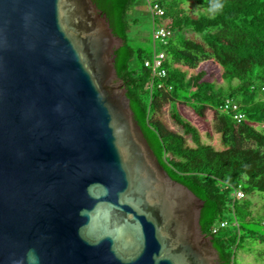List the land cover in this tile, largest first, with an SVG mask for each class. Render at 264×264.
I'll list each match as a JSON object with an SVG mask.
<instances>
[{
  "label": "water",
  "instance_id": "95a60500",
  "mask_svg": "<svg viewBox=\"0 0 264 264\" xmlns=\"http://www.w3.org/2000/svg\"><path fill=\"white\" fill-rule=\"evenodd\" d=\"M93 0H0V264H219Z\"/></svg>",
  "mask_w": 264,
  "mask_h": 264
},
{
  "label": "trees",
  "instance_id": "16d2710c",
  "mask_svg": "<svg viewBox=\"0 0 264 264\" xmlns=\"http://www.w3.org/2000/svg\"><path fill=\"white\" fill-rule=\"evenodd\" d=\"M93 1L124 40L115 68L144 136L170 177L204 200L200 226L213 237L219 264H235L238 218L251 220V196L264 193V0H193L197 14L184 7L189 0H159L173 31L162 46L161 78L144 66L152 54L138 50L142 66L131 64L129 12L138 0ZM226 99L238 104L241 120L220 109ZM238 186L241 199L233 195ZM230 212L234 221L212 233ZM230 225L238 231L228 234Z\"/></svg>",
  "mask_w": 264,
  "mask_h": 264
},
{
  "label": "rangeland",
  "instance_id": "374dc122",
  "mask_svg": "<svg viewBox=\"0 0 264 264\" xmlns=\"http://www.w3.org/2000/svg\"><path fill=\"white\" fill-rule=\"evenodd\" d=\"M184 7H186L189 12L193 14H197L200 10L199 5L193 0L187 1ZM129 16L134 20V24L131 25V28L127 33V41L128 44L133 47L136 54L135 58L131 61V64L140 67L142 66V61L137 57L139 51L142 56H145L146 54H152L154 52V48L157 51L164 50V48L160 43L154 45L152 38L153 19L147 7L146 0H138L137 5L130 10ZM187 35L189 36L192 34L188 33ZM251 199L254 215L253 218L249 221L238 218V222L241 227V241L238 249L247 251L248 248L250 249L251 247L256 246V248H260V252H263L264 254V241L261 242L258 239V236H264V225L261 222L264 219V216L262 215L264 209V193L257 192L251 196ZM225 217L230 224L234 221L232 212L227 213ZM227 231L229 232L228 234H232L237 232L238 228L230 225L226 232ZM263 254L260 255L264 257ZM234 260L236 261V259ZM247 264H264V258L259 259V262L257 263L248 262Z\"/></svg>",
  "mask_w": 264,
  "mask_h": 264
},
{
  "label": "built area",
  "instance_id": "2783aa9c",
  "mask_svg": "<svg viewBox=\"0 0 264 264\" xmlns=\"http://www.w3.org/2000/svg\"><path fill=\"white\" fill-rule=\"evenodd\" d=\"M147 7L152 15L153 30L152 38L154 45L160 43L162 46L166 45L170 39L173 31L167 27V22L164 21L163 16L165 14L164 7L160 4L159 0H146ZM166 54L163 50L157 51L154 48L151 58L145 59L144 66L150 68L153 77L161 78L166 75V68L164 65ZM220 109L224 112L233 111V117L238 121L243 118V113L239 109L238 104L231 99H226L220 106ZM234 197L241 199L245 197V193L240 186L234 189ZM228 220L223 219L218 224L211 228L212 233H217L220 228H224L228 225Z\"/></svg>",
  "mask_w": 264,
  "mask_h": 264
},
{
  "label": "crops",
  "instance_id": "0c3cea01",
  "mask_svg": "<svg viewBox=\"0 0 264 264\" xmlns=\"http://www.w3.org/2000/svg\"><path fill=\"white\" fill-rule=\"evenodd\" d=\"M258 239L260 240L261 238L258 237ZM260 254H263V252H260V248H256V246H253L250 249L248 248L247 251L238 249L236 250L235 253L234 259H236V261L234 260V263L236 264H247L248 262L257 263L259 262V259L264 258Z\"/></svg>",
  "mask_w": 264,
  "mask_h": 264
}]
</instances>
